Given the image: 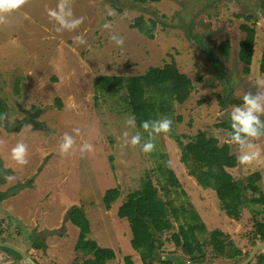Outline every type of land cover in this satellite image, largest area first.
<instances>
[{
    "label": "rangeland",
    "instance_id": "1",
    "mask_svg": "<svg viewBox=\"0 0 264 264\" xmlns=\"http://www.w3.org/2000/svg\"><path fill=\"white\" fill-rule=\"evenodd\" d=\"M57 2L30 0L8 17L7 24L0 25V98L11 121L0 127V140L5 141L0 146V171L13 177L5 180L0 172V243L27 254L24 260L14 250L0 247V264L82 262L84 257L75 250L80 228L68 217L76 208L82 209L90 223L87 238L115 251L116 257L108 264H128V259L144 264L132 246L130 224L118 217V210L148 177L158 195L169 202V212L184 206L196 210L206 228L199 233L201 240L221 230L244 254L231 259L208 254L203 264H241L256 244L264 243L255 226L256 222L264 224V204L254 201L264 195V163L228 169L242 180L261 174L257 182L261 193L245 192L250 202L244 204L240 220H235L223 210L214 190L202 187L189 175L174 135L194 136L206 130L221 144L226 142L231 129L216 125L230 123V112L238 105L234 101L254 91L257 75L264 76L260 71L264 0H74V15L84 17L74 32H57L50 22L47 11ZM108 8L115 9L117 15L109 16ZM140 16L148 22L157 21L154 38L133 28ZM105 23H111L112 28L105 29ZM244 23L257 34L249 73L244 72L245 63L238 56L246 36L241 30ZM111 34L122 36L124 45L117 46L110 40ZM77 35L87 43L78 44ZM226 40L231 44L228 57L219 51ZM172 62L193 80L194 90L186 102L175 103L171 114L159 115V119L173 121L171 133L161 134L151 153H144L140 146L123 147L125 131L140 132L144 140L148 134L137 125L135 129L126 127V118L132 116L128 106L118 94L102 90L98 78L127 79ZM218 65L226 69L223 80ZM74 128L80 129V135ZM66 132L76 143L70 154L62 156L59 144ZM18 141L28 145L26 166L11 158ZM85 142L94 146L93 152L81 153ZM257 143L264 156V139ZM232 149L238 157V146L232 145ZM170 169L178 184L170 182ZM117 187L121 196L108 210L105 194ZM180 217L172 230L161 235L164 246L152 264H196L173 240L184 223ZM263 254L259 250L250 263L258 264L257 257Z\"/></svg>",
    "mask_w": 264,
    "mask_h": 264
},
{
    "label": "trees",
    "instance_id": "2",
    "mask_svg": "<svg viewBox=\"0 0 264 264\" xmlns=\"http://www.w3.org/2000/svg\"><path fill=\"white\" fill-rule=\"evenodd\" d=\"M137 1L145 2L146 0ZM153 1L160 2L161 0ZM245 18L250 19L251 16ZM135 27L154 38L157 21L152 19L148 22L140 16L133 24V28ZM241 30L246 32V36L240 42L238 56L245 63L244 72L249 73L256 49L257 34L256 30L246 23L241 25ZM230 50L231 44L227 40L219 46V51L226 57L229 56ZM218 68L221 79H225V67L218 65ZM260 71L264 75V54ZM98 79L102 90L119 95L126 107L128 106V112L135 117L136 125L141 130H143L142 121L159 119L161 114L168 116L172 113L175 103L186 102L194 90L193 80L181 72L176 62L161 67H151L143 75L131 76L127 79L122 76H101ZM227 88L226 92L229 90ZM234 103L241 105L243 100H236ZM7 110L6 103L0 98V116L6 115ZM216 127L231 129L230 123L226 121ZM174 139L181 149V160L188 168L189 175L195 178L202 187L214 190L226 214L235 220H240L244 204L250 202L245 197V192L252 190L261 193L257 185L261 179L260 172H256L245 180L235 178L228 170L239 164L237 155L233 153L232 145L226 142L221 144L210 131H199L194 136L175 134ZM167 172L170 175V182L178 184L179 180L174 171L170 169ZM1 176L4 178L3 172ZM18 186L23 187L22 184ZM120 196V187L108 190L104 197L106 208L111 209ZM127 198L118 210V217L129 222L132 246L141 254L144 264H152L159 259L158 252L164 246L161 235L172 230L174 222H180V215L184 218V223L180 224L179 233H174L173 240L176 247L181 248L183 253L196 264L205 263L208 254L229 259L244 255L240 249L233 247V241L230 240L229 235L221 230H214L208 240H201L199 233L206 231L201 216L195 209L189 210L185 206L181 209L171 208L169 212V202L158 195L149 177L144 178L142 187L130 193ZM254 201L264 204V195L261 193V196ZM171 214L174 216L173 219ZM68 217L75 226L80 228V240L75 250L84 257L82 262L73 264H108L116 257L113 249L103 248L98 245L97 241L87 238L91 228L81 208L71 211ZM255 226L256 233L264 241V224L256 222ZM207 246H211L213 251L210 252ZM257 260L258 264H263L264 254L259 255ZM128 264L134 263L128 259Z\"/></svg>",
    "mask_w": 264,
    "mask_h": 264
},
{
    "label": "clouds",
    "instance_id": "3",
    "mask_svg": "<svg viewBox=\"0 0 264 264\" xmlns=\"http://www.w3.org/2000/svg\"><path fill=\"white\" fill-rule=\"evenodd\" d=\"M30 0H0V25L8 23V17L20 11L26 6ZM74 0H58L56 7L48 9L47 15L50 22H54L57 32H74L84 22V17H77L73 12ZM109 16H116L115 9L108 8ZM105 29H111V23H105ZM75 40L78 44H86L87 41L82 35H77ZM110 40L114 41L117 46L124 45V38L118 34H111ZM243 103L234 106L230 112V128L226 143L229 145L238 146L239 155L237 160L240 165L251 167L255 164L264 163V156L260 151L258 141L264 139V76L257 75L254 80V91H248L242 97ZM11 121L4 115L0 116V127L6 126ZM173 121L169 118L156 120H144L141 122V127L144 132H147V140L143 139L140 132L130 134L125 131L122 135L123 147L131 146L133 148L140 146L144 153H151L156 150L155 141L161 135H168L172 131ZM125 125L128 128H136V120L134 116L126 118ZM27 127V125H26ZM73 132L78 136L80 129L74 128ZM143 141V143H142ZM5 141L0 140V146L4 145ZM76 141L73 135L64 133L59 144L60 154L66 156L70 154ZM81 153H91L94 151V146L85 142L80 147ZM11 158L16 164L26 166L29 163L28 145L24 141H18L11 149ZM5 180L13 179L10 175L4 176Z\"/></svg>",
    "mask_w": 264,
    "mask_h": 264
},
{
    "label": "water",
    "instance_id": "4",
    "mask_svg": "<svg viewBox=\"0 0 264 264\" xmlns=\"http://www.w3.org/2000/svg\"><path fill=\"white\" fill-rule=\"evenodd\" d=\"M0 247H5V248H9L14 250L15 252H17L20 256H22L24 258V260H26L27 258V254L20 248L15 247L11 244L8 243H0ZM259 250L264 251V243H258L255 245L253 252L251 253V255L245 260L243 261L241 264H249L257 255V253L259 252ZM33 264H35V262L32 261Z\"/></svg>",
    "mask_w": 264,
    "mask_h": 264
}]
</instances>
